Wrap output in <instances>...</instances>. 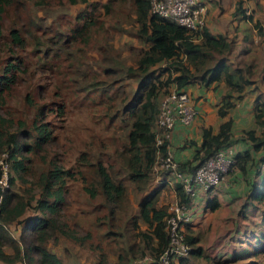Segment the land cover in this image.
<instances>
[{
    "label": "trees",
    "instance_id": "1",
    "mask_svg": "<svg viewBox=\"0 0 264 264\" xmlns=\"http://www.w3.org/2000/svg\"><path fill=\"white\" fill-rule=\"evenodd\" d=\"M55 1L58 8L83 4L61 25L36 13L19 12L29 2L41 7L45 0H0V39L4 19H8L9 14L16 16V22L11 19L6 27V39L1 41L5 56L0 65V154H5L9 175L6 187L0 192V260L5 264L16 260L23 264H66L48 245L49 238L55 241L61 236L90 247L96 256L95 264L107 261V252L101 245L103 238L118 263L147 256L148 260L141 264H159L158 255L169 238L165 228L169 210L165 204L156 203L158 189H147L154 173V161L168 149L167 139L156 141L160 127L156 126L155 118L160 99L172 86L185 90L184 87L193 82L206 84L221 79L234 91V94L225 93L216 107L217 114L224 116L235 99L241 98L243 88L254 82L250 78V65L245 68L231 65L228 54L232 40L228 35L212 34L205 26L191 33L175 20L150 12V0H129L133 15L127 23L133 27L127 32L136 37L139 46L129 45L134 49L131 62H122L117 68L119 62L115 54L109 53L113 50L112 44L98 42L92 34L94 27L97 26L98 31L102 28L104 18L109 20L112 7L125 0ZM242 3L243 0L234 1L232 14L249 19L251 16L244 13ZM28 40L32 42L29 50ZM85 46L100 50L101 74L110 77L121 71L135 81L132 89L114 87L121 95L116 102H111L110 95L114 81L99 79L91 66L90 71L83 67L79 53L82 54ZM32 58V62L39 61L46 67L52 64L59 69L54 76L59 75L60 81L55 82L52 76H35L34 67L28 68L27 60ZM23 73L28 77L23 78ZM43 81L46 85L42 86V95L47 100L39 102L29 88ZM20 84L26 86L23 102L31 109L18 113L11 109L6 98ZM64 88H72V96L78 102H89L90 109L102 106L97 113L92 111L91 116L96 115L97 122L103 120L104 131L108 132L103 135L97 128L79 137L71 162L63 155L62 142L51 124V116L64 115V103L57 98L59 90L64 92ZM75 89L84 92L78 95ZM257 94L253 98L252 115L259 134L254 128H247L243 129L242 137L248 140L252 151L264 147V97ZM230 126V117L220 120L216 130L202 125L198 147L187 159L177 160L179 167L191 172L205 157L230 144ZM248 148L234 151L232 170L238 168L242 172L247 163L250 165ZM70 181L85 195L95 228L105 224L103 231L95 235L88 228L78 232L76 221L72 225L68 223L62 206L67 202ZM131 184L138 195L133 211L123 202L127 186ZM173 185L177 202L186 203L188 196L181 183L175 181ZM254 196L263 200L264 187ZM216 203L214 197H207L208 206ZM28 208L33 213L25 215ZM119 211V215L125 211L127 214L118 222ZM12 222L20 226L17 237L7 229ZM183 232L189 247L187 255L178 258V264H193L190 259L204 257L203 250L197 233L188 226ZM262 239L249 253L239 257L242 260L237 264H264ZM4 245L10 247L11 252L5 251Z\"/></svg>",
    "mask_w": 264,
    "mask_h": 264
},
{
    "label": "rangeland",
    "instance_id": "2",
    "mask_svg": "<svg viewBox=\"0 0 264 264\" xmlns=\"http://www.w3.org/2000/svg\"><path fill=\"white\" fill-rule=\"evenodd\" d=\"M45 1L46 3L41 7L37 6L34 3L29 2L25 7H22L19 10V12L22 13L23 15H26L27 11L33 14L36 13V15L37 14L40 15L42 16V18H45L52 23L56 21V22H61V25H62L63 22L66 21L70 17V15L73 14L77 10V8L83 4V3H74L71 5H63V2H61V5L63 6H60L58 8L55 0H45ZM204 2H206V0H204ZM217 4L218 3L216 1V5ZM244 6L246 8L244 13L249 14L251 17L248 19L247 16L240 15V17H243V18H242L241 23L238 24L239 19L235 15H233L231 12L226 11V5L222 3L221 1L220 6H219V9L222 10L221 17L225 20L228 19V17L230 18L234 17L233 18L235 19L234 23L236 22V24H234V27L232 26V28H235V30H237L238 28H240V26H242L244 34L245 32H248L249 34L251 33L254 44H257L260 42L262 45H264V0H246V2H244ZM233 8H234V5L232 6V9L230 11H233ZM208 11L209 9L206 6V13L204 15V24H205V19H206V15ZM131 15L133 14H132L131 7H130V1L125 0L124 2L119 3L118 5L112 7V10L109 12V20L104 18V24L102 25V28L99 27V31H98V27L97 26L94 27L95 31L92 34L93 37L98 38L97 39L98 42L105 41L107 44H112L113 50L112 52H109V53L112 56H114L115 54V58L119 62L116 64L117 68H119L122 65V62L123 63L131 62L134 49H131L129 45H131L132 47L139 46V43L136 37L131 34H128L127 32L129 28L133 27L131 26L132 24L128 25L127 23ZM244 18H247V20H243ZM11 19L14 22H16V16L13 17L12 14L11 15L9 14V18L4 19L3 21L5 28L3 30V36H2L3 38L0 39V65L3 61L2 60L3 57L5 56V53L2 50L1 41L6 39L7 37L6 27L9 24ZM115 21H117L116 24L118 25H116V28L114 30L113 26L115 25ZM238 25L239 27L237 28ZM119 26L121 27L120 30H118L117 28ZM232 28L230 29V27L227 24L225 25V28H224V31H226L227 29L230 30L229 35L232 40V46L228 54L229 61L231 65H238L242 68H245L246 65H250V69H249V72L251 71L250 78L255 79V82L253 83L252 86L256 88L258 86L259 73H260V70L258 71L259 64H258L257 57L256 56L251 57L246 53L240 54L239 49L241 48V46L240 47L237 46L236 41H235L236 35H235V32L231 31ZM231 33L234 35H231ZM245 37L246 36H244V38ZM28 43H27V50L30 49V44H32V42L28 40ZM94 46L82 47L81 49L82 54L79 53V55H82L81 60L83 61L84 65L88 66L86 67L83 65V67H85L87 71H90L91 69L90 66H91L93 70H95L97 73L95 76L96 77L100 76L99 79H104V81L105 80L114 81L112 88L110 90V95L112 98L111 102L112 103L114 101L116 102L121 95H120V91L115 89L114 87L125 86L126 90L132 89L135 84V81L133 79H130L124 76L123 72L121 71L114 72L112 75H110V77L105 76L104 74H101L100 72L101 68L99 65L100 50L94 48ZM97 47H99L98 44H97ZM104 51L106 53L108 52L106 49ZM33 60L34 59L32 58L27 61L30 62V64L28 65L29 69L34 67L36 71V74H34L35 76L38 75L39 77H44V78L52 76L55 82L60 81L59 75L54 76V73H56L57 70L59 69L53 68L52 64H48V67H46L42 65L39 61L32 62ZM39 65H41L42 67L39 68ZM21 76L23 78L28 77V75H26L25 73L21 74ZM112 77H115L114 80H111ZM118 77H123V78L119 79ZM44 85H46V83L43 81V82H38L36 85L33 84L29 88L31 92L33 91V95L36 101L42 102V101L47 100V98H45L44 95H42ZM36 87H39L38 90H35ZM244 88L247 89L248 87L246 86ZM25 89H26L25 84H20L19 86L14 87L6 98L7 104L11 107V109H14L18 113L22 109H28V110L31 109L30 107L25 106V103L23 102V94L25 92ZM63 90L65 93L62 92V90H59L60 94H58V97L57 96L56 97L59 99V101L62 100L64 103V108H65L64 115L63 116L56 115L55 117L51 116V120H52L51 124L53 125L56 137L60 139L62 142L61 150L63 151V155L65 154L68 161L71 162L74 150L76 148L75 145L77 144L79 137H82L84 136L85 133H89L92 131V129H97V128L103 135L108 134V132L104 131L105 128L103 127V120H98L97 122V120H95L96 115L91 116L93 112L97 113V109L101 108L102 106H98L99 108L90 109L89 102L85 100L78 102L77 101L78 99L72 96V88H69V89L64 88ZM248 91L249 90H245V92H248ZM75 92H77L78 95H81L84 91L83 89L81 90L75 89ZM94 98H96L95 95H94ZM190 99L194 105V99L192 97H190ZM196 114H197V111H196ZM248 115L249 114L244 111L243 116H245V121L242 122V125H244L245 128H242V129L249 128L246 125V120H247ZM69 162H65V163H69ZM82 169L85 170L86 168L83 167ZM231 171L232 169L230 168L228 172L224 175L223 182L217 185L219 186V188L221 189L227 188V186L229 185V182L227 181L228 174ZM69 183L71 186L69 185L68 187L67 202H65V204L62 206V211L66 214L68 223L72 225V222L76 221L78 225L77 227L78 232H84L86 228H88L91 231V233H93V235H95L99 231H103L105 224L101 223L98 228H95V222L93 220V213L88 208L89 206H88V202L86 200L85 195L80 192V190L75 186L74 182L70 181ZM126 194H127L126 199H124L123 202L129 205L128 206L129 211L130 210L133 211L135 207L137 206L138 195L132 188V184L127 186ZM221 197H223V200H227L228 203H226L224 206L214 211L211 214L212 216L211 220L207 224H203V226L205 227L210 226L208 228L207 234L210 231L216 229L215 224H217V221H219L218 217L224 215L229 210V208L226 209L227 205H230V207L238 205L236 200L230 202V197L226 195H223ZM173 198H174V195H173L172 190L169 188H166L164 191H160V193L157 194L155 200L157 204H165L167 208L169 203H171L174 200ZM251 201H254V200L251 199ZM259 206H261L260 208L261 210H256V209L253 210V214L255 215L250 218L251 219L250 222L253 224H257L256 220L261 218L262 212L264 213V199L262 201V205L259 204ZM128 207L126 206V211H128ZM241 208L243 209L244 212H246L245 208L243 207ZM126 211H125V214H127ZM28 213L29 214L33 213V210L31 208H28L26 210L25 215H27ZM119 213L120 211L117 213V218H116L118 222L121 221L125 217V214L119 215ZM263 221H264V217H263ZM248 222H249V219H248ZM257 226L258 228H260L261 234H263L264 224H262L261 226L257 224ZM7 229L13 236L17 237L20 226L19 224L17 223L15 224L14 222H12L7 225ZM111 229H114V227H111ZM191 229L193 230V232L197 233L198 235H201L200 234L201 232H199L201 231L200 228H194V229L191 228ZM115 230L117 231L119 229L115 228ZM216 231L217 230H214L213 232H216ZM203 232L206 234V229ZM113 235H116V233ZM262 241H264V239H262ZM101 242H102L101 245L103 247V250L107 252L106 264H129L131 262V260L129 259L126 260V262L124 263L116 262L115 255L114 253L108 250L107 243L104 241V238ZM48 245L50 249H52L66 264H95L96 262V256L94 254V251L90 247L86 246L85 244H79L76 241L70 240L65 237L58 236L56 237L55 241L49 238ZM3 249L7 252H11L10 247H8L7 245H4ZM240 260L242 259H237V261H234V264H237ZM198 263L201 264L200 262ZM0 264H5V263L0 260ZM10 264H23V263L20 260H16Z\"/></svg>",
    "mask_w": 264,
    "mask_h": 264
},
{
    "label": "crops",
    "instance_id": "3",
    "mask_svg": "<svg viewBox=\"0 0 264 264\" xmlns=\"http://www.w3.org/2000/svg\"><path fill=\"white\" fill-rule=\"evenodd\" d=\"M216 1L218 3L217 5ZM221 1L226 5V11L232 13L230 10L235 0H206L205 4L209 11L206 15L204 26L212 34L223 33L230 37V30L227 29L224 31L225 25L227 24L231 29L236 22L234 23L235 19H233V15L231 16L232 18L228 17L226 20L221 17L222 10L219 9ZM244 2H246V0H243L242 3V6L245 8ZM236 17L239 19L238 24L241 23L243 17L237 15ZM247 18L243 20H247ZM238 27L239 25L237 28ZM231 31L235 32L237 46H241L239 49L240 54L246 53L251 57H257L259 64L258 71L260 70L258 86L256 88L252 86L255 82L253 78L254 82L247 84V89L244 88L249 91L245 92L243 89L241 98L235 99L233 106L228 109L224 116H219L217 114L216 107L225 93L234 94V91L229 89L223 80H213L206 84L193 82L185 86V91L194 99V106L197 114L187 125L175 122L167 138V147L169 151L174 158L178 161H182L187 159L198 147L200 141V127L202 125H209L213 130H216L220 120L230 117V145L234 151L249 147L248 149L251 152L250 165L247 163V167L244 171L241 172L238 168H234L228 174L229 185L226 189L215 186L206 190H198L194 194L188 196L185 207L186 220L184 222V227L188 226L193 229H201V231L198 230L201 232V235H198V243L201 244L204 254V257H192L190 260L193 264H199L198 262L201 264H234V261H237L239 257L249 253V251L255 248L262 239L261 230L258 228L257 224L259 226L264 224V213H261L262 220L261 218L256 220L257 224L251 223L250 218L255 215L253 214V210H261L259 204L262 205L263 201L258 200L254 194L257 190H262L264 187V147H259L252 151L248 140L242 138L244 136L242 128H245L242 122L245 121V116H243L245 111L249 114L246 120L247 127L254 128L255 133L259 134L258 126L253 120L252 104L253 98L257 93H261L262 97H264V45L260 42L254 44L251 33L245 32L244 34L242 26L237 30L232 28ZM231 35L234 34L231 33ZM244 36L246 37L244 38ZM173 184L174 181L169 179L167 175L161 172H154L148 184L147 191H149V189H158V194L160 191L169 188L174 195ZM223 195L230 197V202L236 200L238 205L231 207L227 205L226 209L229 208V210L224 215L218 217L219 221L215 224L216 229L214 230L217 231L213 232L214 230H212L207 234L210 226L205 227L203 224H207L211 220V214L214 211L228 203L227 200H223V197H221ZM210 196L214 197L217 201L212 207L206 204V199ZM249 197L254 201H251ZM173 199H175V196ZM241 207L245 208L246 212H244ZM205 229L206 234L203 232Z\"/></svg>",
    "mask_w": 264,
    "mask_h": 264
},
{
    "label": "built area",
    "instance_id": "4",
    "mask_svg": "<svg viewBox=\"0 0 264 264\" xmlns=\"http://www.w3.org/2000/svg\"><path fill=\"white\" fill-rule=\"evenodd\" d=\"M149 11L175 20L191 33L201 30L205 25L204 0H150ZM193 39L196 40V38ZM195 116L196 108L189 93L183 89L170 87L159 102L155 123L160 128L156 141L166 140L175 122L187 125ZM4 156L2 152L0 154V192L6 187L9 175L8 162ZM234 161V150L228 144L205 157L193 171L188 172L179 167L177 159L167 149L164 154L156 158L152 170L155 173L161 172L167 175L174 182H180L183 191L189 196L198 190H206L221 184ZM185 207L186 203H179L176 198L168 206L169 214L165 218V228L169 238L167 245L158 255L159 264H178V258L188 253L189 245L184 240L183 232L186 220ZM145 260H148L147 256L133 259L129 264H141Z\"/></svg>",
    "mask_w": 264,
    "mask_h": 264
}]
</instances>
